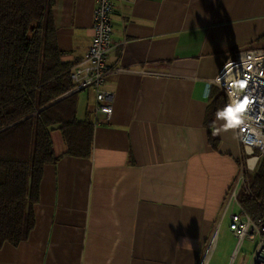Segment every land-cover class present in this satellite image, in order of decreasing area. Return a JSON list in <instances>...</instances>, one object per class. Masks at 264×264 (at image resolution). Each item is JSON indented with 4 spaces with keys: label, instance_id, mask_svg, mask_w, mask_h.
I'll use <instances>...</instances> for the list:
<instances>
[{
    "label": "crops",
    "instance_id": "obj_1",
    "mask_svg": "<svg viewBox=\"0 0 264 264\" xmlns=\"http://www.w3.org/2000/svg\"><path fill=\"white\" fill-rule=\"evenodd\" d=\"M95 6L54 0L71 66L91 45ZM113 21V113H94L95 94L84 90L77 116L94 122L92 154L68 155L64 138L53 139L61 157L44 167L35 226L18 245L4 243L0 264H199L206 255L210 264L242 164L223 108L209 133V105L222 92L213 80L235 51L264 48V0H116Z\"/></svg>",
    "mask_w": 264,
    "mask_h": 264
},
{
    "label": "trees",
    "instance_id": "obj_2",
    "mask_svg": "<svg viewBox=\"0 0 264 264\" xmlns=\"http://www.w3.org/2000/svg\"><path fill=\"white\" fill-rule=\"evenodd\" d=\"M53 5L0 0V249L26 240L35 226L44 167L61 157L52 131L60 129L68 155L90 157L93 150L94 122L78 119L79 91H72V66L61 57ZM226 103L223 92L210 103V135ZM239 200L251 216L264 215V155L255 174L247 172Z\"/></svg>",
    "mask_w": 264,
    "mask_h": 264
},
{
    "label": "built area",
    "instance_id": "obj_3",
    "mask_svg": "<svg viewBox=\"0 0 264 264\" xmlns=\"http://www.w3.org/2000/svg\"><path fill=\"white\" fill-rule=\"evenodd\" d=\"M115 1L96 0L91 45L70 71L72 91L92 90L94 113H103L108 119L114 110V93L105 88V82L111 69L108 56L114 48ZM213 82L227 98L224 111L233 117L247 155L225 205L229 227L239 239L236 252L249 239L254 244L249 264H264V215L251 216L239 202L240 191L247 184V169L255 170L264 155V48L235 51ZM199 264H209V257L204 256Z\"/></svg>",
    "mask_w": 264,
    "mask_h": 264
},
{
    "label": "rangeland",
    "instance_id": "obj_4",
    "mask_svg": "<svg viewBox=\"0 0 264 264\" xmlns=\"http://www.w3.org/2000/svg\"><path fill=\"white\" fill-rule=\"evenodd\" d=\"M78 99L81 105H83L84 107V105L87 102V92H85L84 90L79 91ZM52 138L55 140L57 145H59V143L63 141V135L60 129L56 128L52 131ZM246 158L247 155L242 151L241 165H245ZM257 168L258 165L255 170H249V169L247 170L249 171V174H255ZM234 183L235 180L228 190L225 200V205L227 202L228 195L232 190ZM229 223H230L229 217L228 215H226V217L223 218L222 223L220 224L218 229L219 230L218 240L215 249L211 254L210 264H249L253 258L254 244L251 240L246 239L244 240L243 245L236 252V248L239 245V239L236 236H234L232 230L229 227Z\"/></svg>",
    "mask_w": 264,
    "mask_h": 264
},
{
    "label": "snow or ice",
    "instance_id": "obj_5",
    "mask_svg": "<svg viewBox=\"0 0 264 264\" xmlns=\"http://www.w3.org/2000/svg\"><path fill=\"white\" fill-rule=\"evenodd\" d=\"M231 111V110H230Z\"/></svg>",
    "mask_w": 264,
    "mask_h": 264
}]
</instances>
